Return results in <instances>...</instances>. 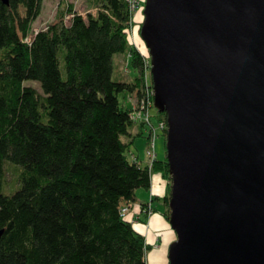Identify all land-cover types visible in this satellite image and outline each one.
Instances as JSON below:
<instances>
[{"label":"trees","instance_id":"obj_1","mask_svg":"<svg viewBox=\"0 0 264 264\" xmlns=\"http://www.w3.org/2000/svg\"><path fill=\"white\" fill-rule=\"evenodd\" d=\"M91 2L94 12L82 14L64 1L56 20L32 32L42 0H0V264H147L151 245L121 206L150 187L153 172L166 179L168 220L166 157L141 163L132 154L148 127L117 97L139 96L148 67L128 35L133 11L128 0ZM116 52L130 58L132 79L112 78ZM6 162L19 167L7 193ZM148 208L140 202V221Z\"/></svg>","mask_w":264,"mask_h":264},{"label":"water","instance_id":"obj_2","mask_svg":"<svg viewBox=\"0 0 264 264\" xmlns=\"http://www.w3.org/2000/svg\"><path fill=\"white\" fill-rule=\"evenodd\" d=\"M142 12L166 119L167 264H264V0H144Z\"/></svg>","mask_w":264,"mask_h":264},{"label":"rangeland","instance_id":"obj_3","mask_svg":"<svg viewBox=\"0 0 264 264\" xmlns=\"http://www.w3.org/2000/svg\"><path fill=\"white\" fill-rule=\"evenodd\" d=\"M64 1L71 2L73 4V7H75L76 11L82 14H85L87 11L94 12L95 10V7L93 6V3L91 2L92 0H43L41 3L39 14L31 23L30 31L32 32L36 31L37 29L45 26L47 23L56 20L58 10L62 9L61 5H64ZM130 1L131 2L138 1V3L136 6H134L133 9H131L133 11L131 15L132 24L130 25V31L128 35H129L130 41L132 43H135V45H137L138 48L146 55V58L148 60V65L150 66L147 48L139 34L140 24L143 19L142 9L144 7V0H130ZM32 32L29 33L28 37L32 35L31 34ZM112 64H113L112 78L115 80H129V79H132L137 74V70L132 66L130 62V58L124 52L114 53L112 56ZM149 66L145 67L144 65L145 72H143L144 73L143 88L148 87L149 89H151L152 90L151 96H153L154 90H153L151 82L148 81V80L151 81ZM24 83L34 85L39 91L41 90L39 82L37 80L31 79L30 77H25ZM146 84H149L150 86H146ZM129 94L130 93L125 89L118 91L117 97H118L119 103L130 107L133 101L131 98L128 97ZM150 112H151V120L157 129V135L154 138V151L156 154V158H163L166 152L165 151V133L161 132L160 128L158 127L156 123L157 122L156 121V111H155L154 105L150 107ZM146 144H147V139L145 138L144 135L136 136L130 147L131 150H133V152H136L135 149L139 152V156L142 159L141 160L142 163H145L146 161V156L144 153ZM18 172H19L18 166L12 163L6 162L5 181L3 183L4 187L2 186L3 192H6V193L9 192L12 188H14L19 183ZM137 191L135 192L137 200H140L141 202H146V203L150 202L151 197L150 198L148 197L147 188L139 186L137 188ZM154 205H156L155 209L162 212V210L164 209L162 197L158 200H155ZM168 215H169V212H168ZM174 235H175V232H174ZM175 237L176 236H174V238ZM149 254L150 252H148V255Z\"/></svg>","mask_w":264,"mask_h":264},{"label":"crops","instance_id":"obj_4","mask_svg":"<svg viewBox=\"0 0 264 264\" xmlns=\"http://www.w3.org/2000/svg\"><path fill=\"white\" fill-rule=\"evenodd\" d=\"M43 1V0H42ZM144 134L147 133V129L144 127ZM147 139V137L145 136ZM131 150L132 154L136 155L139 160H142L139 156V152ZM142 163V161H141ZM166 179L161 175L160 172H153L150 176V187L148 189V197H151L150 202L146 203L147 217L146 220L140 221L142 215L140 212V200L136 199V193L134 194L133 200L123 201L128 206L126 218L129 219L133 226H135L145 238V241L151 245L147 251L146 260L147 264H167V248L169 242L174 238V231L170 227L168 220H165L161 212L157 209L153 210L152 207L156 208L154 201L162 197L165 191ZM137 189L135 190V192ZM138 193V191H137ZM148 252L150 254L148 255ZM157 253L158 256L153 254ZM155 257V259H154ZM157 257V258H156Z\"/></svg>","mask_w":264,"mask_h":264},{"label":"built area","instance_id":"obj_5","mask_svg":"<svg viewBox=\"0 0 264 264\" xmlns=\"http://www.w3.org/2000/svg\"><path fill=\"white\" fill-rule=\"evenodd\" d=\"M129 7L130 9L134 8L137 5L138 1H130ZM69 16V15H68ZM146 65H148V60L145 59ZM149 66V65H148ZM152 90L146 87L143 91H141L140 95L137 96V94H131L128 97L132 99V111L130 114V117L134 121H143L145 125L148 127V139L147 144L144 149V153L147 159V162L150 163L154 157H155V151H154V138L157 135V129L154 125V123L151 121V112L150 107L153 105V96H151ZM158 127H164L166 128V123L159 121L156 122ZM128 210V206L126 204L121 206V213L126 215Z\"/></svg>","mask_w":264,"mask_h":264},{"label":"bare ground","instance_id":"obj_6","mask_svg":"<svg viewBox=\"0 0 264 264\" xmlns=\"http://www.w3.org/2000/svg\"><path fill=\"white\" fill-rule=\"evenodd\" d=\"M134 6H135V4H134ZM146 86H150V85H149V84H146ZM144 88H146V87H144ZM144 88H143V86H142V91L144 90ZM153 254H155V253H153ZM155 255L158 256L159 254L156 253ZM159 256H160V255H159ZM156 258H157V257H156ZM154 259H155V257H154ZM152 262L155 264V261H154V260H153Z\"/></svg>","mask_w":264,"mask_h":264}]
</instances>
